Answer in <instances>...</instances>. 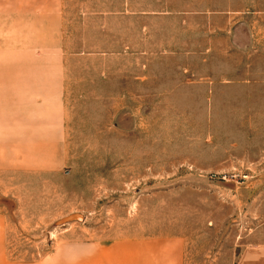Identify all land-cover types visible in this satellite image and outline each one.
I'll use <instances>...</instances> for the list:
<instances>
[{
    "label": "rangeland",
    "instance_id": "obj_1",
    "mask_svg": "<svg viewBox=\"0 0 264 264\" xmlns=\"http://www.w3.org/2000/svg\"><path fill=\"white\" fill-rule=\"evenodd\" d=\"M69 3L72 31L88 21L72 34L87 55L72 58L69 160L2 186L12 253L144 235L183 238L185 264H233L264 235V0ZM240 25L255 47L234 43Z\"/></svg>",
    "mask_w": 264,
    "mask_h": 264
},
{
    "label": "crops",
    "instance_id": "obj_2",
    "mask_svg": "<svg viewBox=\"0 0 264 264\" xmlns=\"http://www.w3.org/2000/svg\"><path fill=\"white\" fill-rule=\"evenodd\" d=\"M69 2L0 0L1 194L13 191L3 190L6 183L19 188L18 178H51L65 172L72 58L87 55L85 41L72 52V34L86 32L88 25L87 16H79L80 25L72 31ZM141 15L166 13L144 11ZM147 29L142 26L143 32ZM231 33L236 45L245 42V47H255V35L246 33V27L237 26ZM4 209L0 206V264H185L183 238L144 235L102 242L71 238L70 233L57 234L58 238L52 234L51 248L44 256L22 259L9 247L12 223ZM233 264H264V235L243 247Z\"/></svg>",
    "mask_w": 264,
    "mask_h": 264
}]
</instances>
